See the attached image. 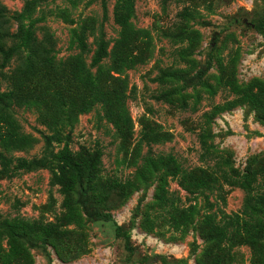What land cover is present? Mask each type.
Listing matches in <instances>:
<instances>
[{"label":"rangeland","instance_id":"1","mask_svg":"<svg viewBox=\"0 0 264 264\" xmlns=\"http://www.w3.org/2000/svg\"><path fill=\"white\" fill-rule=\"evenodd\" d=\"M133 6L131 31L145 34L113 121L86 111L87 95L67 81L24 80L19 96L54 99L73 116L53 152L67 150L79 175L49 160L45 127L16 107L34 142L0 162V264H264V0ZM115 7L0 0V23L14 33L26 8L27 33L48 30L65 61L85 20L109 53ZM92 42L86 64L98 66L106 60Z\"/></svg>","mask_w":264,"mask_h":264},{"label":"trees","instance_id":"2","mask_svg":"<svg viewBox=\"0 0 264 264\" xmlns=\"http://www.w3.org/2000/svg\"><path fill=\"white\" fill-rule=\"evenodd\" d=\"M133 12V0H116L114 23L119 30V37L108 54H106V46L98 45L96 33L85 20L74 33L72 53L65 61L56 59V40L48 30L43 31L41 39L36 33H27L26 27L22 25V21L28 17L26 8L18 16L21 24L14 33L2 30L4 23H0V56L4 57L3 64L0 65V77L9 85L5 91L0 90V162L2 165L13 152L24 151L30 143L34 142L30 136L23 133L20 122L16 118V107H23L35 115L45 127L46 133H42L41 136L46 150L49 151V160L63 163L79 175V170L67 150L61 155L53 152L54 145L69 139L67 134L69 124L64 114L69 115V118L73 116L67 114L63 104L58 105L54 99L44 107L43 99L22 98L18 93L27 76H32L31 74L34 73H46L57 81H67L83 90L87 95L88 110L86 111L101 108L106 111L107 118L113 121L124 105L123 89L126 87L124 74L139 64L140 54H135L133 51L145 34L141 30L131 31ZM128 33H130L129 37H127ZM90 38L94 40L92 45L96 46L97 43L100 52L98 54L104 57L105 63L98 66H94V63L89 66L86 64L87 59L92 58L91 45L88 44ZM123 48L133 52L130 57H123ZM14 57L16 59L11 62ZM7 75L9 76L6 78ZM111 84H114L120 93L117 90H110ZM17 161L23 167L25 166L23 159ZM26 165L30 167L29 165L38 166L39 164L33 162Z\"/></svg>","mask_w":264,"mask_h":264}]
</instances>
